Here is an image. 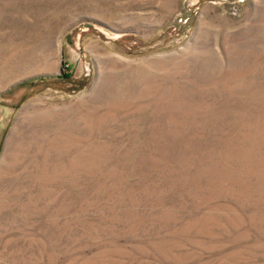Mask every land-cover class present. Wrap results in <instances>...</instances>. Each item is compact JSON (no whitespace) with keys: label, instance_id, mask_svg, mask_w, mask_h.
Segmentation results:
<instances>
[{"label":"rangeland","instance_id":"obj_1","mask_svg":"<svg viewBox=\"0 0 264 264\" xmlns=\"http://www.w3.org/2000/svg\"><path fill=\"white\" fill-rule=\"evenodd\" d=\"M0 264H264V0H0Z\"/></svg>","mask_w":264,"mask_h":264}]
</instances>
